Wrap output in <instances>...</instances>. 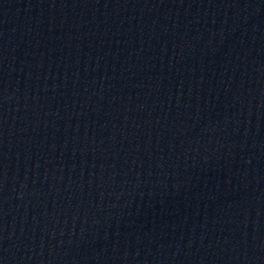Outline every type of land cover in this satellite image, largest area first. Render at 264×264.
<instances>
[{"label": "water", "instance_id": "95a60500", "mask_svg": "<svg viewBox=\"0 0 264 264\" xmlns=\"http://www.w3.org/2000/svg\"><path fill=\"white\" fill-rule=\"evenodd\" d=\"M0 264H264V0H0Z\"/></svg>", "mask_w": 264, "mask_h": 264}]
</instances>
